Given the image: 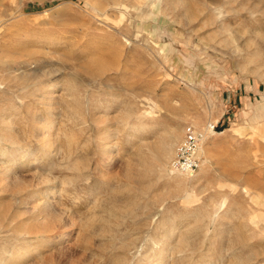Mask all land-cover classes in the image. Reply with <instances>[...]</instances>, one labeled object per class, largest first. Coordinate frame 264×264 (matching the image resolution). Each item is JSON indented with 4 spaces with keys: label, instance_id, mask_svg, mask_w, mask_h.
I'll return each mask as SVG.
<instances>
[{
    "label": "rangeland",
    "instance_id": "rangeland-1",
    "mask_svg": "<svg viewBox=\"0 0 264 264\" xmlns=\"http://www.w3.org/2000/svg\"><path fill=\"white\" fill-rule=\"evenodd\" d=\"M9 260L264 264V0H0Z\"/></svg>",
    "mask_w": 264,
    "mask_h": 264
},
{
    "label": "built area",
    "instance_id": "built-area-1",
    "mask_svg": "<svg viewBox=\"0 0 264 264\" xmlns=\"http://www.w3.org/2000/svg\"><path fill=\"white\" fill-rule=\"evenodd\" d=\"M216 131L217 126L213 122H207L206 131L191 122L185 123L182 137L175 144L173 154L169 159V171L191 173L198 169L201 163L198 148L206 133L211 136Z\"/></svg>",
    "mask_w": 264,
    "mask_h": 264
},
{
    "label": "bare ground",
    "instance_id": "bare-ground-1",
    "mask_svg": "<svg viewBox=\"0 0 264 264\" xmlns=\"http://www.w3.org/2000/svg\"><path fill=\"white\" fill-rule=\"evenodd\" d=\"M195 125V124H194ZM197 126V125H196ZM203 130V129H202ZM203 131H206V129H204ZM178 135H179V133H174L173 135H171V140H176L177 138H178ZM210 135H208L207 133L205 134V137H204V139H203V141L201 142V144H200V146H199V148H198V151H199V153H200V155L201 154H203L204 153V150H202L203 148H201L202 147V145L205 143V141L207 140V139H209V138H207L206 139V137H209ZM48 143V142H47ZM104 146H106V145H104ZM170 146V145H169ZM107 147V146H106ZM49 148V147H48ZM167 148V147H166ZM104 151V150H103ZM159 157V156H158ZM201 167V166H200ZM199 167V168H200ZM7 167H4V169H3V171H4V174H6L7 175V172H8V170H5ZM183 173H185V174H187L186 172H183ZM199 198V197H198ZM187 199H193V201L194 200H198L197 198H195V197H193L192 195L191 196H188L187 197ZM14 256V255H13ZM11 258V257H10ZM20 261V260H19ZM18 262V261H17ZM16 261H13V263L12 264H16L17 263ZM11 263V261L9 260L8 262H6L5 264H10Z\"/></svg>",
    "mask_w": 264,
    "mask_h": 264
}]
</instances>
